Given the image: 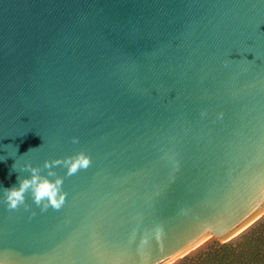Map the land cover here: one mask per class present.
Returning <instances> with one entry per match:
<instances>
[{
	"label": "water",
	"instance_id": "water-1",
	"mask_svg": "<svg viewBox=\"0 0 264 264\" xmlns=\"http://www.w3.org/2000/svg\"><path fill=\"white\" fill-rule=\"evenodd\" d=\"M0 159V264L237 239L264 218V0H0ZM45 161L64 206L9 210L2 188Z\"/></svg>",
	"mask_w": 264,
	"mask_h": 264
},
{
	"label": "clouds",
	"instance_id": "clouds-1",
	"mask_svg": "<svg viewBox=\"0 0 264 264\" xmlns=\"http://www.w3.org/2000/svg\"><path fill=\"white\" fill-rule=\"evenodd\" d=\"M73 142L77 143L78 139L74 138ZM33 150L35 149H30V152ZM59 163L61 161H45L42 168L33 167L31 163L25 164L21 171L30 172V177L20 176L18 177V186L2 188V202L9 210H16L26 205V200L30 195L33 202L42 211H47L49 208L60 210L67 197V193L62 188L63 180L50 178L55 176L51 169ZM64 164L68 168V174L71 175L80 169H87L91 164V158L86 153L80 152L74 157L68 158ZM13 168L16 170V164ZM45 169L48 170L47 176L41 174Z\"/></svg>",
	"mask_w": 264,
	"mask_h": 264
},
{
	"label": "trees",
	"instance_id": "trees-1",
	"mask_svg": "<svg viewBox=\"0 0 264 264\" xmlns=\"http://www.w3.org/2000/svg\"><path fill=\"white\" fill-rule=\"evenodd\" d=\"M176 264H264V218L237 239L210 241Z\"/></svg>",
	"mask_w": 264,
	"mask_h": 264
}]
</instances>
